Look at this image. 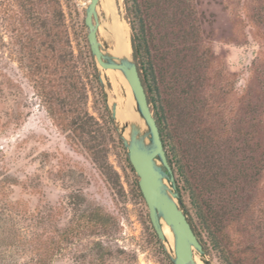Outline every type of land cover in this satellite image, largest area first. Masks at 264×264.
I'll return each mask as SVG.
<instances>
[{"label": "rangeland", "instance_id": "rangeland-1", "mask_svg": "<svg viewBox=\"0 0 264 264\" xmlns=\"http://www.w3.org/2000/svg\"><path fill=\"white\" fill-rule=\"evenodd\" d=\"M88 1L57 0L54 12L48 0H32L34 12L28 14L19 0H0V264H168L173 256L172 232L166 248L155 236L134 188L137 177L117 145V135L129 140L131 126L149 144L130 88L93 58L100 90L91 78L83 23ZM189 3L196 44L183 74L200 80L196 94L206 106L199 121L212 128V143L224 158L264 160V0ZM116 7L128 24L123 0H116ZM96 13L101 49L122 57L100 35L106 17L99 4ZM41 20L44 29L38 27ZM60 29L58 42L54 35ZM40 87L51 100L39 94ZM68 100L103 126L98 140L103 169L67 138L58 119L71 110ZM263 167L252 210L223 216L222 244L236 264H264ZM164 184L173 191L167 180ZM183 202L188 206L187 198ZM92 212L102 214L107 224L82 225ZM194 259L219 264L211 251L195 253Z\"/></svg>", "mask_w": 264, "mask_h": 264}, {"label": "trees", "instance_id": "trees-1", "mask_svg": "<svg viewBox=\"0 0 264 264\" xmlns=\"http://www.w3.org/2000/svg\"><path fill=\"white\" fill-rule=\"evenodd\" d=\"M48 1L56 12L57 0ZM189 1L123 0L130 28L132 58L159 129L178 203L202 246V255L211 251L215 253L219 264H236L222 244L223 216H242L252 210L253 195L256 194L255 188L264 160L259 157L256 160L251 157L234 160L232 154L224 158L216 143H212V128L203 127L199 121L201 109L206 106L205 101L198 99L196 94L200 80L198 77L186 78L183 74L186 71V59L192 56L196 44L192 37L195 30ZM19 2L23 12L33 14L32 0ZM38 27L44 29L42 20ZM55 27L59 29L62 25L56 22ZM169 35L181 39V44L171 43ZM54 36L61 42L62 30ZM87 47L90 75L96 89L100 90L101 81ZM58 69L63 73L66 68ZM38 91L42 97L51 100L50 93L44 88L40 87ZM161 93H165L163 103L160 102ZM53 99L54 102L58 101ZM59 103L62 105L63 102L60 100ZM66 105L71 110L63 112L58 120L65 123L63 126L68 133L67 138L74 139L85 149L94 164L103 169L98 160V140L102 138L100 132L103 126L87 110L78 111L71 100ZM106 121L109 124L113 122L108 114ZM117 145L123 151L129 172L134 175L120 135H117ZM244 147L249 149L247 145ZM134 188L142 199L135 178ZM184 197L187 198L188 206L183 202ZM84 218L82 225L86 227L107 224L105 217L98 212H92ZM98 247L101 248L100 245ZM167 260L168 264H172L169 257Z\"/></svg>", "mask_w": 264, "mask_h": 264}, {"label": "water", "instance_id": "water-1", "mask_svg": "<svg viewBox=\"0 0 264 264\" xmlns=\"http://www.w3.org/2000/svg\"><path fill=\"white\" fill-rule=\"evenodd\" d=\"M97 2L98 0L89 1L83 19L90 53L98 67L103 70H119L122 73L135 100L137 112L148 128V145L138 136L135 127L130 130L128 141L122 137V143L137 177V185L148 211L150 225L161 243L164 241V235L160 219L170 228L174 236L173 256L170 258L172 264H196L194 255L203 254L202 246L178 203L172 171L136 63L132 57L130 60L116 62L102 54L97 40ZM111 117H115L114 112ZM164 180L170 183L173 191L164 184Z\"/></svg>", "mask_w": 264, "mask_h": 264}, {"label": "bare ground", "instance_id": "bare-ground-1", "mask_svg": "<svg viewBox=\"0 0 264 264\" xmlns=\"http://www.w3.org/2000/svg\"><path fill=\"white\" fill-rule=\"evenodd\" d=\"M97 4L100 5L101 10L103 11V13H104V15L106 17V21H105L104 25L99 29L100 30V35L107 42V44H108L107 46L109 48H114V49L118 50L121 53L122 57H116V56L109 55L107 50L104 51L100 47V49L102 51V54L107 56V57H110L111 59L115 60L116 62H119V61L124 60V59L130 60V58H131V56H130V53H131L130 29H129L128 24L126 22H124V20L121 19L120 16L117 14V11H116V8H117L116 7V0H98ZM97 4H96V7H95V10H97ZM97 21H98V19H97ZM100 21H101V19H100ZM97 29H98V26H97ZM104 71L108 75H111L116 80V82L122 81V82L126 83L122 73L119 70L107 69V70H104ZM114 114H115V118H116V107L114 109ZM141 122H142L143 127H144V122L142 120H141ZM133 127L134 126H131L129 128V133H130V130ZM160 226H161V229H162V233L164 235L163 244L165 245L166 248H169L170 247V243H171V237H170V231L171 230L163 222L162 219H160ZM173 242H174V236H173ZM196 264H198V263L196 262Z\"/></svg>", "mask_w": 264, "mask_h": 264}]
</instances>
